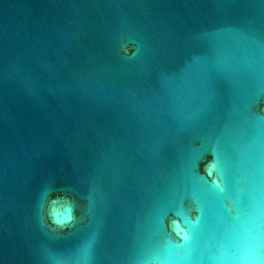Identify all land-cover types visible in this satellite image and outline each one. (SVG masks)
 <instances>
[{"label": "water", "instance_id": "1", "mask_svg": "<svg viewBox=\"0 0 264 264\" xmlns=\"http://www.w3.org/2000/svg\"><path fill=\"white\" fill-rule=\"evenodd\" d=\"M0 264H264V0H0Z\"/></svg>", "mask_w": 264, "mask_h": 264}, {"label": "clouds", "instance_id": "2", "mask_svg": "<svg viewBox=\"0 0 264 264\" xmlns=\"http://www.w3.org/2000/svg\"><path fill=\"white\" fill-rule=\"evenodd\" d=\"M200 169L209 178L215 177L216 171H217L215 157L210 156L205 163L200 165ZM77 214L78 213H76L72 208H69L67 210L66 215L61 219H58L56 216H50L49 224L54 229H60L63 231H67L72 226V223L75 220Z\"/></svg>", "mask_w": 264, "mask_h": 264}]
</instances>
